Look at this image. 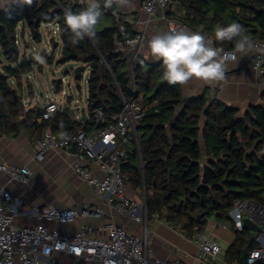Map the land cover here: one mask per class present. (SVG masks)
Returning <instances> with one entry per match:
<instances>
[{"label":"trees","instance_id":"16d2710c","mask_svg":"<svg viewBox=\"0 0 264 264\" xmlns=\"http://www.w3.org/2000/svg\"><path fill=\"white\" fill-rule=\"evenodd\" d=\"M176 1L178 9H184L185 14L176 11L169 14L181 17L192 30L212 40L218 49L234 48L232 42L215 39L217 26L226 27L233 22L244 27L251 41L264 38V0ZM99 2L101 17L95 38L85 37L77 44L71 42L73 34L65 23V11L79 13L87 8V3L20 0L0 8V45L8 59L17 61L15 67L5 66L4 72L0 71V124L18 133L26 122L22 119L23 100L19 95L15 99L9 83L10 77L20 83L32 68V58L24 55L20 60L19 50L11 55V49L18 48L19 25L27 24L33 37L39 40L42 23L55 21L61 25L64 44L60 62L81 59L90 66L89 114L84 119H76L69 108H63L53 120L33 123L37 130L48 126L60 133H71L81 127L90 130L95 109H102L109 120L122 109V96L131 99L143 93L146 102H158V111H149L139 125L144 174L138 152L134 151L129 159L135 169L131 185L136 189L145 185L149 218L158 213L186 237L194 239L198 232L205 230L210 216L214 215L217 220L231 219L229 212L237 199H252L264 205V90L262 104L249 105L244 110L205 93L184 95L182 85H170L163 79L165 69L161 60L138 53L132 61L133 51L115 50L114 38L125 14L116 15L115 3L109 7L107 0ZM53 58V53L47 55L49 62ZM55 90L61 91V82ZM36 112L33 108L29 115L33 117ZM233 118H236L234 127ZM202 144L207 154L205 162ZM207 210L210 213L197 225L193 217ZM251 234L250 227L235 231L226 251L229 263L238 261ZM255 246L254 240L251 247ZM255 264H264V261Z\"/></svg>","mask_w":264,"mask_h":264},{"label":"built area","instance_id":"2783aa9c","mask_svg":"<svg viewBox=\"0 0 264 264\" xmlns=\"http://www.w3.org/2000/svg\"><path fill=\"white\" fill-rule=\"evenodd\" d=\"M80 3L87 2L80 0ZM96 3L102 6L99 0ZM140 3L139 10L124 15L120 31L114 38L117 52H134L132 61L147 42L150 27L165 24L168 31L187 29L195 32L181 17L169 14L175 11L176 0H140ZM116 8V15H119L121 9L118 5ZM105 9L110 11L109 7ZM55 23L56 30H60L61 25ZM252 42L253 47L247 54L241 55L233 48L223 50L222 57L224 60L243 57L264 82V38ZM122 97V109L109 120L102 109L94 110L93 132L81 127L71 133H57L48 127L32 156L33 160L43 161L51 150H70L72 145H76V152L70 151L74 155L73 168L85 182L93 186L100 203L32 207L25 213L33 215L36 222L17 225L14 223L15 217L20 205L26 201L15 197L8 190L0 189V264H42L43 258L47 259L48 264H55V254L73 258V264H182L163 261L154 255L149 235L146 188L144 185L142 196L138 199L135 194L138 188L131 185V175L135 169L129 157L134 151L138 152V162L144 174L139 125L149 111H158V102H146L143 93L131 99ZM61 109L55 98H49L42 107L39 119L53 120ZM0 171L8 175L10 180L22 183H29L33 175L28 164L0 163ZM104 207L140 223L142 232H132L113 218L99 227L86 223L75 231L60 228L79 218L101 217ZM229 213L231 219L219 220L218 225L232 234L244 229L245 219L259 227L254 238L256 246L251 247L247 262L255 264L259 260L264 261V205L252 199H237ZM171 227L180 231L175 225ZM95 230L101 234L92 236ZM194 241L199 247L201 260L214 257L223 249L220 240L208 230L198 232Z\"/></svg>","mask_w":264,"mask_h":264},{"label":"crops","instance_id":"0c3cea01","mask_svg":"<svg viewBox=\"0 0 264 264\" xmlns=\"http://www.w3.org/2000/svg\"><path fill=\"white\" fill-rule=\"evenodd\" d=\"M14 1L16 0H0V8L8 6ZM140 4V0H128V3L119 6V9L126 15L128 12L139 10ZM175 11L180 15L185 14L182 8L175 9ZM164 32H168L165 24L150 27L148 40L141 46L139 54L149 59L153 57L148 48V42L154 35ZM16 41L18 43V39ZM212 46L215 47L213 41ZM225 62L226 72L223 80L205 83L193 78L187 84L182 85L184 95L197 96L205 93L210 98L219 99L227 105L239 107L242 110L249 105H261V94L264 90L262 77L249 65H245L246 62L243 57L236 60H225ZM39 106L43 107L44 105L37 103L36 105L27 104V107H24L22 119L26 122L18 133L8 131L0 124V163L28 164L33 172L30 182L22 183L10 180L8 175L0 171V189L8 190L15 197L26 201L20 205V211L15 217L14 223L17 225H30L36 222L33 215L25 213L32 207H45L50 204L66 207L100 203L93 186L85 182L73 168L74 155L70 153V150L54 149L48 153L43 161L33 160L32 156L37 150V143L43 132L49 127L41 131L33 126V123H41V120L37 116V112L33 117L29 115V112L33 108H36L37 111ZM94 129L93 126L88 131L93 132ZM206 159V150L202 144V161L205 162ZM95 169L98 170L99 174H102V171L97 167ZM104 209V215L101 217L79 218L74 222L61 225L60 228L64 231H75L86 223L99 227L103 222L113 218L124 224L132 232H142L140 223L130 221L107 207ZM149 221L151 245L154 249V255L160 260L182 264H231L226 260V251L234 240V234L222 229L218 225L219 220L214 215L208 218L205 230L220 240L223 249L219 254L214 257L209 256L205 260L199 258V247L194 239L188 238L181 231L172 228L159 215L157 217V214L149 218ZM250 229L254 234L257 233L256 228L250 227ZM99 234L101 232L95 230L91 235L97 236ZM54 260L55 264H73L74 262L73 258L64 254H55ZM42 264H48L46 258H43ZM232 264H237V262Z\"/></svg>","mask_w":264,"mask_h":264},{"label":"clouds","instance_id":"9594fccd","mask_svg":"<svg viewBox=\"0 0 264 264\" xmlns=\"http://www.w3.org/2000/svg\"><path fill=\"white\" fill-rule=\"evenodd\" d=\"M31 3V0H25ZM87 8L79 13L71 10L65 11V23L73 36L71 42L79 43L81 40L95 38L96 26L100 21L101 13L96 0H86ZM113 3L123 6L128 0H107V6ZM215 39L220 42H232L235 52L247 54L253 47L244 27L233 22L226 27L217 26ZM151 55L161 60L164 66L163 79L170 85H185L196 78L205 83L221 81L225 77L226 62L222 57V49L212 46L201 32H192L187 29L171 30L154 35L148 42ZM41 63L43 57L37 55Z\"/></svg>","mask_w":264,"mask_h":264},{"label":"rangeland","instance_id":"374dc122","mask_svg":"<svg viewBox=\"0 0 264 264\" xmlns=\"http://www.w3.org/2000/svg\"><path fill=\"white\" fill-rule=\"evenodd\" d=\"M72 1L80 2V0ZM83 1L86 2V0ZM175 6L178 10L177 1ZM7 7L3 6L2 8ZM55 30V22L42 23L39 28L40 39L36 40L27 24L21 23L19 25L17 34L19 58L21 60L24 55L30 57L29 55L33 54L31 57L33 59L32 68L28 74L22 76L20 83L15 77H10L9 83L16 90L17 95L21 96L24 107H27V104L36 105L39 103L44 105L49 98H55L61 108H69L76 119H84L89 114L88 78L90 66L81 59L60 62L64 44L60 31ZM52 53L54 58L52 62H49L47 55ZM37 55L43 57V63L36 59ZM150 59L155 60L156 58ZM16 65L17 61L8 59L0 45V71L4 72L5 66L15 67ZM78 67H83L81 79H76L75 76ZM58 81H61L60 92L55 90V87L59 85ZM30 91L33 92V95L29 94ZM142 189L143 186L135 191L138 199L142 196Z\"/></svg>","mask_w":264,"mask_h":264},{"label":"water","instance_id":"95a60500","mask_svg":"<svg viewBox=\"0 0 264 264\" xmlns=\"http://www.w3.org/2000/svg\"><path fill=\"white\" fill-rule=\"evenodd\" d=\"M56 44H57V43H56ZM13 48H14L13 50L11 49V55L14 54L13 51H16V52H17V51L19 50L17 47H13ZM29 56H30V58H31V57H33V54H30ZM72 57H74V56H72ZM82 70H83V67H78V68L76 69V74H75L76 78H78V77H80V76L82 75ZM60 82H61V81H58V83H60ZM10 92L14 95L15 99H17V93H16V90L13 89V88H11V89H10ZM41 111H42V107L39 106V107L37 108V116H40ZM235 121H236V118H233V119H232V122H231L232 127H234ZM76 150H77L76 145H72V146L70 147V151L76 152ZM209 213H210V211L207 210V211H205V212L199 213L198 215L194 216L193 219H194L195 223H196L197 225L200 224V223L202 222V220H203V217H204L205 215H208ZM157 217H158V213H157ZM244 225H245V227H254V228H256V229L259 228L257 225H255L254 223H252V222L249 221L248 219H245V221H244ZM254 238H255V234H254V233L251 234V235L249 236L248 241H247V244H246L245 247L242 249V252H241V255H240V257H239V259H238V261H237V264H248V262H247V257H248V255H249V253H250V249H251L252 243H253V241H254Z\"/></svg>","mask_w":264,"mask_h":264},{"label":"bare ground","instance_id":"6f19581e","mask_svg":"<svg viewBox=\"0 0 264 264\" xmlns=\"http://www.w3.org/2000/svg\"><path fill=\"white\" fill-rule=\"evenodd\" d=\"M60 31V30H59ZM60 33V32H59Z\"/></svg>","mask_w":264,"mask_h":264}]
</instances>
